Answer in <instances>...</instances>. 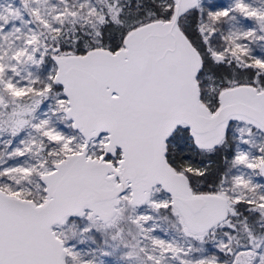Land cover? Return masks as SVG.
Here are the masks:
<instances>
[{"label": "snow or ice", "instance_id": "snow-or-ice-1", "mask_svg": "<svg viewBox=\"0 0 264 264\" xmlns=\"http://www.w3.org/2000/svg\"><path fill=\"white\" fill-rule=\"evenodd\" d=\"M0 264H264V0H0Z\"/></svg>", "mask_w": 264, "mask_h": 264}]
</instances>
